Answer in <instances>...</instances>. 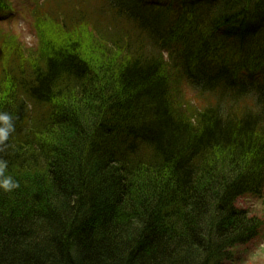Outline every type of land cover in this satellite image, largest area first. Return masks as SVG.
<instances>
[{
    "label": "trees",
    "instance_id": "obj_1",
    "mask_svg": "<svg viewBox=\"0 0 264 264\" xmlns=\"http://www.w3.org/2000/svg\"><path fill=\"white\" fill-rule=\"evenodd\" d=\"M103 1L130 29L96 17L97 47L48 0L38 56L0 36V264H225L263 225L235 205L264 193V0Z\"/></svg>",
    "mask_w": 264,
    "mask_h": 264
},
{
    "label": "rangeland",
    "instance_id": "obj_2",
    "mask_svg": "<svg viewBox=\"0 0 264 264\" xmlns=\"http://www.w3.org/2000/svg\"><path fill=\"white\" fill-rule=\"evenodd\" d=\"M14 8V13L9 17L0 16V36L4 34L14 35L16 41L24 45L30 51V55L38 56L36 49L38 47V36L32 28V18L30 15V8L37 0H8ZM91 1H95L92 3ZM84 3V6L82 7ZM46 11L52 15H59L66 17H73L82 9L88 16L92 18L90 27L98 29L91 30V38L96 40L84 39L91 43L93 47H97L100 43L104 42L108 30L106 28H98L95 26L96 17L105 26H117L123 31L130 27L126 24V28L122 23L113 22L106 5L103 0H48ZM90 12V15L88 13ZM51 15V16H52ZM117 35L121 30H117ZM105 44V42L103 43ZM180 90L176 93L175 100L178 105H185L194 111L200 110L213 102L208 95L198 96L196 90L182 80ZM264 193L261 196L244 195L236 200V207L243 209L249 213L250 216H258L263 221L262 229L259 234L248 244L237 246L232 250V258L225 264H264V213L262 209V200Z\"/></svg>",
    "mask_w": 264,
    "mask_h": 264
},
{
    "label": "clouds",
    "instance_id": "obj_3",
    "mask_svg": "<svg viewBox=\"0 0 264 264\" xmlns=\"http://www.w3.org/2000/svg\"><path fill=\"white\" fill-rule=\"evenodd\" d=\"M11 116L7 113H0V143L6 141L9 134L13 131ZM7 163L0 161V190L11 192L19 187V184L11 176L5 174Z\"/></svg>",
    "mask_w": 264,
    "mask_h": 264
}]
</instances>
